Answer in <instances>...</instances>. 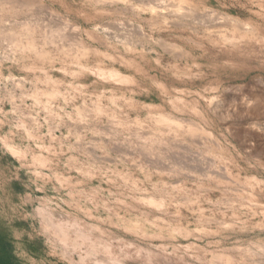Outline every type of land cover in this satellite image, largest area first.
<instances>
[{"label": "clouds", "instance_id": "obj_1", "mask_svg": "<svg viewBox=\"0 0 264 264\" xmlns=\"http://www.w3.org/2000/svg\"><path fill=\"white\" fill-rule=\"evenodd\" d=\"M0 231L18 264H264V0H0Z\"/></svg>", "mask_w": 264, "mask_h": 264}, {"label": "rangeland", "instance_id": "obj_2", "mask_svg": "<svg viewBox=\"0 0 264 264\" xmlns=\"http://www.w3.org/2000/svg\"><path fill=\"white\" fill-rule=\"evenodd\" d=\"M0 253L9 257L13 264H18V261L13 255V245L6 232L0 231Z\"/></svg>", "mask_w": 264, "mask_h": 264}, {"label": "trees", "instance_id": "obj_3", "mask_svg": "<svg viewBox=\"0 0 264 264\" xmlns=\"http://www.w3.org/2000/svg\"><path fill=\"white\" fill-rule=\"evenodd\" d=\"M0 264H13L11 259L0 253Z\"/></svg>", "mask_w": 264, "mask_h": 264}]
</instances>
